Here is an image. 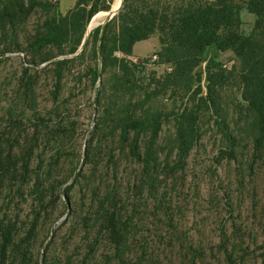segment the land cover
<instances>
[{
  "label": "trees",
  "instance_id": "trees-1",
  "mask_svg": "<svg viewBox=\"0 0 264 264\" xmlns=\"http://www.w3.org/2000/svg\"><path fill=\"white\" fill-rule=\"evenodd\" d=\"M115 1L63 14L60 0H0V70L20 60L0 72V264H264V214L260 237L234 203V187L264 175V0H124L89 32ZM155 36L146 63L162 76L133 61ZM69 77L80 96L95 91L91 130L72 116ZM209 134L215 180L193 203L220 218L208 245L182 215Z\"/></svg>",
  "mask_w": 264,
  "mask_h": 264
},
{
  "label": "rangeland",
  "instance_id": "rangeland-1",
  "mask_svg": "<svg viewBox=\"0 0 264 264\" xmlns=\"http://www.w3.org/2000/svg\"><path fill=\"white\" fill-rule=\"evenodd\" d=\"M77 0H61L60 1V11L63 14L68 13L74 7L76 6ZM109 12H106V14H102L95 17L89 27V32L93 31L95 28L99 26H104L109 18H110ZM243 18L249 23H253L255 20L254 15L249 14L247 11L243 13ZM161 44L160 40L157 36L153 37L152 39L148 41H143L138 44H136L135 52H134V62L144 64L143 68H145V75H148L151 71L156 72L158 76H162L167 72L166 66H161L155 64L154 60L150 61L149 63H146V59L152 58L155 53L160 51ZM17 56H13L12 58L14 60L11 61L10 64L6 68H3L0 70V72H15L17 69H19L20 60L16 58ZM224 64H226L229 68H231L234 65V54L232 51L224 52L222 58L220 59ZM144 75V76H145ZM68 86H67V92L68 95L71 97V104H70V110L72 113V116L79 120L80 122V128L83 130H91L93 126V120L95 118V114H97V110L94 111L93 109V102L95 99V91L88 85L85 90V95L80 96L79 90L82 88L81 86H78L77 89L75 88V82L73 81L72 77H69L67 80ZM202 86L204 89V93H207V86L208 83L205 79V76L203 78ZM237 93V90H227L224 93V99L227 102H230L233 95ZM76 96H80L78 99H76ZM78 94V95H77ZM39 100L41 101L42 106H45L49 104L51 101L49 94L47 92V88L44 85H41V89L38 91ZM169 107H173V103L170 101ZM94 116V117H93ZM209 122V119H205V123ZM166 135H168V132H165ZM211 134L206 138L205 141V151H202L199 155L196 154V156L193 157L191 160L190 167L188 169V181L186 183L187 188L185 189L184 197H187V202H191L189 207H185L183 209V223L186 227H192L199 237L200 242L203 244H210L211 239H216L215 236L219 233L220 227H219V221L220 218L216 214H212V212H209L207 208L202 207L201 205L194 206L193 203H197L200 200H203L208 197V190L212 186V181L215 180V174L214 169L212 167L213 160V150H214V140H218L219 137H216L215 139H210ZM208 139V143H207ZM81 143V140L79 141ZM218 147H220V142L218 143ZM220 175L225 178L230 176L231 179H233V171H229V168L227 167H220ZM218 179H217V183ZM199 187L200 191H198V198L194 199V188ZM255 189V192L253 191V188ZM242 194H238L237 187H234V191L236 192V197L234 198L235 203V209L238 213H241L243 221L247 222L253 230H255V233L262 236L259 230V217L261 214H264V175H260L256 179L252 181V183L247 182V184L244 187ZM192 189V190H190ZM210 191V190H209ZM255 193L257 194V200H253ZM220 198V197H218ZM202 204V203H200ZM257 204L256 206H254ZM257 210V211H255ZM257 216V218H256ZM64 220V219H63ZM258 258L261 260L262 257L260 255V252L258 253Z\"/></svg>",
  "mask_w": 264,
  "mask_h": 264
},
{
  "label": "water",
  "instance_id": "water-1",
  "mask_svg": "<svg viewBox=\"0 0 264 264\" xmlns=\"http://www.w3.org/2000/svg\"><path fill=\"white\" fill-rule=\"evenodd\" d=\"M123 1H124V0H123ZM122 4H123V2H122ZM122 4H121V6H120V8H119L118 10H114V9H113L111 12H109V14H110L111 16H110L108 22L111 21V20H112V19H113L118 13H119V11H120L121 8H122ZM108 22H107V23H108ZM107 23H106V24H107ZM106 24H105V25H106Z\"/></svg>",
  "mask_w": 264,
  "mask_h": 264
},
{
  "label": "bare ground",
  "instance_id": "bare-ground-1",
  "mask_svg": "<svg viewBox=\"0 0 264 264\" xmlns=\"http://www.w3.org/2000/svg\"><path fill=\"white\" fill-rule=\"evenodd\" d=\"M123 0H116L113 9L118 10L122 4ZM104 14V13H102ZM102 14H100L102 16ZM106 14V13H105ZM100 15H98L100 17Z\"/></svg>",
  "mask_w": 264,
  "mask_h": 264
},
{
  "label": "crops",
  "instance_id": "crops-1",
  "mask_svg": "<svg viewBox=\"0 0 264 264\" xmlns=\"http://www.w3.org/2000/svg\"><path fill=\"white\" fill-rule=\"evenodd\" d=\"M60 1H61V0H60ZM77 1H78V0H77ZM135 48H136V46L134 47V52H135ZM223 54H224V53L221 54V57L223 56ZM134 55H135V54H134ZM134 60H135V59H134Z\"/></svg>",
  "mask_w": 264,
  "mask_h": 264
}]
</instances>
